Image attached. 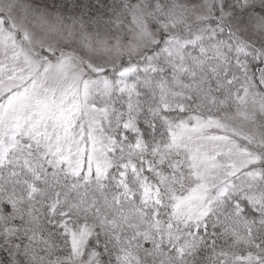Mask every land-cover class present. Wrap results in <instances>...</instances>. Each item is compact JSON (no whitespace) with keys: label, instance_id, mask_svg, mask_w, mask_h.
Instances as JSON below:
<instances>
[{"label":"snow or ice","instance_id":"1","mask_svg":"<svg viewBox=\"0 0 264 264\" xmlns=\"http://www.w3.org/2000/svg\"><path fill=\"white\" fill-rule=\"evenodd\" d=\"M0 264H264V0H0Z\"/></svg>","mask_w":264,"mask_h":264}]
</instances>
